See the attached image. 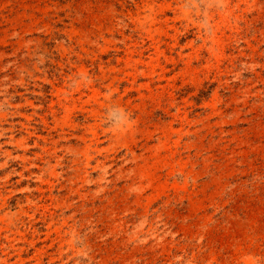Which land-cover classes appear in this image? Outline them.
<instances>
[{"label":"rangeland","instance_id":"374dc122","mask_svg":"<svg viewBox=\"0 0 264 264\" xmlns=\"http://www.w3.org/2000/svg\"><path fill=\"white\" fill-rule=\"evenodd\" d=\"M0 264H264V0H0Z\"/></svg>","mask_w":264,"mask_h":264}]
</instances>
